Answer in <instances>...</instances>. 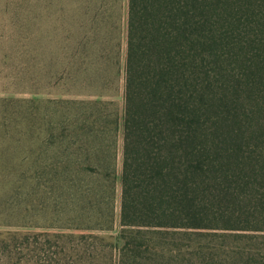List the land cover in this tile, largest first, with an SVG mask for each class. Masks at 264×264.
<instances>
[{
    "label": "rangeland",
    "instance_id": "rangeland-1",
    "mask_svg": "<svg viewBox=\"0 0 264 264\" xmlns=\"http://www.w3.org/2000/svg\"><path fill=\"white\" fill-rule=\"evenodd\" d=\"M126 20L127 0H0V264H264L262 240L224 221L117 240ZM253 95L225 141L262 149Z\"/></svg>",
    "mask_w": 264,
    "mask_h": 264
},
{
    "label": "trees",
    "instance_id": "trees-1",
    "mask_svg": "<svg viewBox=\"0 0 264 264\" xmlns=\"http://www.w3.org/2000/svg\"><path fill=\"white\" fill-rule=\"evenodd\" d=\"M126 24L117 240L224 221L264 246V148L224 126L241 93L264 105V0H127Z\"/></svg>",
    "mask_w": 264,
    "mask_h": 264
}]
</instances>
